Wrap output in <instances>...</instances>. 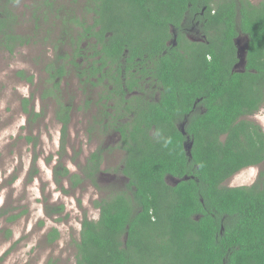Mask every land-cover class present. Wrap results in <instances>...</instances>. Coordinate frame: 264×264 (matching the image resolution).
I'll return each instance as SVG.
<instances>
[{"label":"trees","instance_id":"obj_1","mask_svg":"<svg viewBox=\"0 0 264 264\" xmlns=\"http://www.w3.org/2000/svg\"><path fill=\"white\" fill-rule=\"evenodd\" d=\"M1 2L0 49L13 51L29 39L16 32V17ZM79 6L83 15L69 19L65 37L44 38L54 49L72 48L50 62L48 93L66 131L72 106L64 101L63 79L72 71L82 81L104 68L114 71L109 80L104 72L98 78L109 108L93 124L119 133L125 157L123 177L108 185L99 183L102 148L83 168L106 194L95 201L99 217L83 219L76 264H264V169L252 184H225L264 164V127L250 118L264 106V0H84ZM192 23L200 39L188 35ZM90 48L94 53L86 56ZM25 112L40 116L27 106ZM54 177L84 182L62 164ZM47 209L53 216L64 206ZM59 237L54 227L47 239Z\"/></svg>","mask_w":264,"mask_h":264},{"label":"rangeland","instance_id":"obj_2","mask_svg":"<svg viewBox=\"0 0 264 264\" xmlns=\"http://www.w3.org/2000/svg\"><path fill=\"white\" fill-rule=\"evenodd\" d=\"M48 1L56 2L50 6ZM73 1L1 2L2 9H10L16 17V32L29 42L15 46L13 51L0 49V212L4 214L0 217V264H76V242L80 240L83 219L99 217L95 201L106 194L85 178L83 168L90 154L98 148L104 151L100 185L123 177L120 170L125 153L117 146L119 133L105 132L103 124H93L109 108L101 89L83 90L84 81L74 71L66 76L63 97L72 106L66 131L57 120L58 105L48 93L52 86L50 62L69 52L70 45L54 49L49 38H44L57 39L69 29L67 22L72 16L83 15L79 5L84 0L77 4ZM63 8L71 12L76 9L77 16L68 12L62 19ZM187 32L193 39L201 38L199 27L193 23ZM238 42L243 44L245 38ZM29 76H34L33 83L27 80ZM24 99L29 100L27 105ZM25 106L40 116L26 113ZM250 118L264 127V106ZM59 164L71 173L81 174L84 182L74 186L69 177L57 182L54 171ZM261 169L264 164L243 169L225 184H252ZM170 181L175 183L177 179ZM47 205H63L64 211L49 216ZM14 215L19 218L11 219ZM54 227L60 237L50 243L47 238Z\"/></svg>","mask_w":264,"mask_h":264},{"label":"flooded vegetation","instance_id":"obj_3","mask_svg":"<svg viewBox=\"0 0 264 264\" xmlns=\"http://www.w3.org/2000/svg\"><path fill=\"white\" fill-rule=\"evenodd\" d=\"M50 6H53V5H50ZM61 10H63V9H61ZM73 15L75 14V13H73V12H71ZM80 17V16H79ZM64 35H62V34H60V36H62V37H65V35H66V33H63ZM193 39V38H192ZM174 40V39H173ZM72 48H71V46H70V50H71ZM94 53V50L92 49V48H90V50L89 51H87L86 52V56L87 55H91V54H93ZM85 65L88 67V68H90V66L87 64V61L85 60ZM98 66H99V68L100 69H103L104 68V66H102V65H100V64H98ZM103 72H104V75H105V77H107V79L109 80V77L111 76V74L114 72V71H107L106 70V68H104V70H103ZM103 72H98L97 73V78H93V80H91V81H87V79L89 78V76H88V78L85 80V79H83L84 80V82H83V90H87V89H89V88H98V89H101L103 86L100 84V83H98V78L99 77H101L102 75H103ZM130 76L131 75H129V78H130ZM49 77H50V75H49ZM66 78V77H65ZM64 78V79H65ZM148 78V77H147ZM63 79V80H64ZM125 79V78H124ZM126 80V79H125ZM63 82V81H62ZM94 82H96V83H94ZM104 82L107 84V83H109V81H107L106 79L104 80ZM62 91H63V89H62ZM108 91V90H107ZM102 92H104V90H100V93H102Z\"/></svg>","mask_w":264,"mask_h":264},{"label":"water","instance_id":"obj_4","mask_svg":"<svg viewBox=\"0 0 264 264\" xmlns=\"http://www.w3.org/2000/svg\"><path fill=\"white\" fill-rule=\"evenodd\" d=\"M245 56H246V52L245 50L242 48V46H240V65H244L245 64ZM178 181V180H177Z\"/></svg>","mask_w":264,"mask_h":264}]
</instances>
